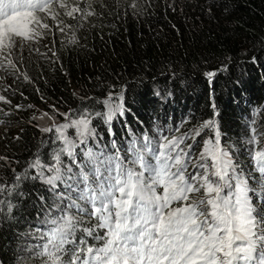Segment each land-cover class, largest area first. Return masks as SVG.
Listing matches in <instances>:
<instances>
[{"label": "trees", "instance_id": "16d2710c", "mask_svg": "<svg viewBox=\"0 0 264 264\" xmlns=\"http://www.w3.org/2000/svg\"><path fill=\"white\" fill-rule=\"evenodd\" d=\"M89 2L96 15L79 23L55 5L56 20L37 13L49 29L35 40L17 41L9 59L18 71L0 68V96L9 101H0V185H15L0 194V264H43L38 253L51 221L65 211L85 219V226L96 223L68 208L73 200L85 206L78 197L89 149L104 156L119 150L129 157L133 139L147 135L156 146L165 136L187 134L181 147L191 144L198 157L205 141L216 139L212 128L194 136L209 119L217 122L220 147L246 178L252 203L264 207V177L254 160L264 151V0ZM57 21L71 27L61 32ZM209 72L215 76L209 78ZM106 100L123 106V114L116 112L110 122ZM37 110L69 119L87 112L94 133L80 143L77 130L66 129L76 144L75 162L61 154L63 178L54 186L38 175L41 169L31 167L37 158L53 165L54 153L63 147L55 128L42 131ZM193 171L190 165L188 173ZM53 174L43 169V177ZM82 235L77 231L78 240ZM86 239L92 246L103 244Z\"/></svg>", "mask_w": 264, "mask_h": 264}, {"label": "snow or ice", "instance_id": "6c2138e0", "mask_svg": "<svg viewBox=\"0 0 264 264\" xmlns=\"http://www.w3.org/2000/svg\"><path fill=\"white\" fill-rule=\"evenodd\" d=\"M85 4L82 7L79 0L75 3L0 0V68L18 71L9 59L17 41L35 40L42 35V29H49L37 13L56 20L59 13L55 5L79 23L96 15L91 2L85 0ZM131 7L135 8L136 4ZM62 24L63 21H57L61 32L71 27H60ZM72 40L75 41V36ZM206 75L211 78L215 73ZM109 100L105 104L109 107L110 122L116 112L123 114V106L122 103L111 106ZM0 101L9 103L3 96ZM65 118L68 119L67 115ZM90 123L85 112L55 127L63 143L53 155L55 163L45 166L37 158L31 165L42 170L38 175L46 183L54 186L63 178L61 154L75 162L76 144L65 135V130L75 128L80 143H84L87 136L94 134ZM203 128L215 130L216 139L205 141L198 157L192 155L191 144L181 147L187 134L165 136L156 146L147 135L142 141L133 139L128 147L129 157H122L119 150L104 156L89 149L81 166L84 187L78 197L85 206L73 200L68 208L77 209L88 221L96 223L85 226V219H77L67 211L53 219L47 242L38 253L44 257L43 264H264V207L252 203L246 178L236 172L228 152L220 147L215 119L204 121L200 129L194 130V136H199ZM252 131L255 141V129ZM254 160L264 177V151H257ZM89 165L88 171H84ZM190 165L194 169L192 173H188ZM45 168L54 174L43 177ZM20 179L18 175L16 180ZM14 187L0 185V194L10 193ZM225 189H228L226 193ZM198 193L201 195L197 196ZM174 202H178L175 207ZM97 229L103 230V234H96ZM77 231L83 234L79 240ZM86 237L102 240L103 244L89 245Z\"/></svg>", "mask_w": 264, "mask_h": 264}, {"label": "rangeland", "instance_id": "374dc122", "mask_svg": "<svg viewBox=\"0 0 264 264\" xmlns=\"http://www.w3.org/2000/svg\"><path fill=\"white\" fill-rule=\"evenodd\" d=\"M120 95L121 94H117L116 96H120ZM36 112H37L36 118H37V121H38L41 129L55 128L58 125L69 123V120H70L69 118L66 119L65 118L66 114H63L61 112L59 114H54L53 111L52 112L46 111V112H49V113H46V112H43L42 110H37ZM69 128H73V127H69ZM69 128H67V129H69ZM89 128L92 130L91 123L89 125ZM209 163H210V161H209Z\"/></svg>", "mask_w": 264, "mask_h": 264}]
</instances>
